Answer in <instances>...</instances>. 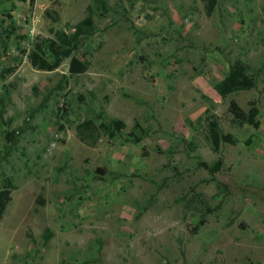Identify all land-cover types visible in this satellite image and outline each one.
<instances>
[{
  "label": "rangeland",
  "instance_id": "1",
  "mask_svg": "<svg viewBox=\"0 0 264 264\" xmlns=\"http://www.w3.org/2000/svg\"><path fill=\"white\" fill-rule=\"evenodd\" d=\"M93 1L0 0V264H264V0H217L210 15L205 0H109L121 12L87 15ZM78 23L100 31L38 69L29 54ZM74 56L87 71L70 72ZM236 58L262 68L257 86L222 97L214 82ZM232 99L258 109L243 127ZM207 108L233 139L214 175L199 165L218 158ZM91 118L94 144L77 130ZM200 194L213 210L195 232Z\"/></svg>",
  "mask_w": 264,
  "mask_h": 264
},
{
  "label": "trees",
  "instance_id": "2",
  "mask_svg": "<svg viewBox=\"0 0 264 264\" xmlns=\"http://www.w3.org/2000/svg\"><path fill=\"white\" fill-rule=\"evenodd\" d=\"M19 1H30L34 4L35 0H19ZM131 5L133 0H129ZM206 1V12L208 15L212 14L214 8L217 4V0H205ZM117 6L122 7L120 3ZM94 12H98L102 16H108L110 14L117 15L121 12L117 7H113L109 0H94L93 3L89 4L86 9L87 15H92ZM45 14L52 21H59L60 14L55 9H46ZM13 18L11 15H9ZM73 31H67L64 29H57L54 31L55 38H48L46 40V49H40L38 53H30L29 58L40 70L54 71L58 69L63 61L72 56V54L78 49L84 38L91 37L100 31V28L94 23H78L73 27ZM14 25L11 29H8V36L13 32ZM53 30V29H52ZM45 56V57H43ZM70 72L71 73H83L88 70V63L81 61L77 57H72L70 62ZM262 68H257L252 70L243 60L236 58L231 64L226 75L214 82V88L222 96L226 97L232 92L238 90H248L255 88L258 83V77ZM44 103L40 105L42 107ZM38 107V108H40ZM229 109L232 114L238 119V125L243 127L249 117H255L258 113V109L253 107L250 111L246 112L240 104L232 99L229 103ZM37 110V109H35ZM34 110V111H35ZM34 112H31L30 117H32ZM204 124L206 127L205 139L210 145V148L218 154V158L212 163L206 161H199V165L208 169L211 175H214L224 165V159L221 152V142L232 141L230 134L224 133L219 118L215 113H212L209 108L205 110ZM201 119L199 118L198 121ZM112 127L113 132L121 131L125 128V122L121 119H112L109 122ZM192 124V123H191ZM77 130L81 140L96 143L101 136V131L96 121L91 119H85L77 125ZM148 135V131L139 123L136 122L133 131L128 135V140L133 143L141 142L144 137ZM12 147L8 146L6 150V155L11 151ZM12 183L8 182L6 186L0 191V214L3 213L7 205L12 199V194L10 188ZM200 194L198 199L191 200L193 207L201 210V215L199 220L195 225V232L202 227L207 221V214H209L213 208L210 207L207 200ZM51 233H47L46 238H48ZM184 254V250H182Z\"/></svg>",
  "mask_w": 264,
  "mask_h": 264
}]
</instances>
